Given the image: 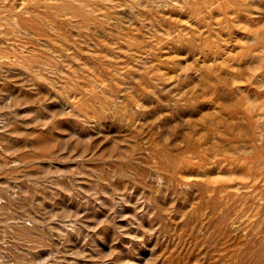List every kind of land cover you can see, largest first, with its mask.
<instances>
[{"label": "rangeland", "instance_id": "obj_1", "mask_svg": "<svg viewBox=\"0 0 264 264\" xmlns=\"http://www.w3.org/2000/svg\"><path fill=\"white\" fill-rule=\"evenodd\" d=\"M0 264H264V0H0Z\"/></svg>", "mask_w": 264, "mask_h": 264}]
</instances>
